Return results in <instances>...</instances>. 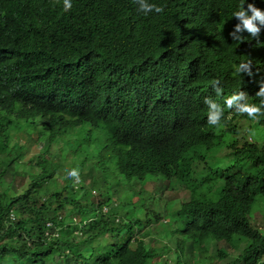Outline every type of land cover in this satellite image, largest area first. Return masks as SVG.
<instances>
[{
    "label": "trees",
    "instance_id": "1",
    "mask_svg": "<svg viewBox=\"0 0 264 264\" xmlns=\"http://www.w3.org/2000/svg\"><path fill=\"white\" fill-rule=\"evenodd\" d=\"M150 2L164 11L145 15L135 0H72L67 12L61 0H0V264H264V140L216 135L222 126L233 134L237 119L257 135L264 117L225 109L213 126L203 102L212 97L223 107L234 91L257 102L264 27L258 37L230 38L242 0ZM241 60L250 61L252 76L234 75ZM84 123L106 132L120 173L160 177L166 189L187 193L170 211L163 247L146 240L136 214L103 212L109 195L66 198L65 180L47 183L55 174H45L47 149L19 193L21 132L51 140ZM138 208L151 216L147 205Z\"/></svg>",
    "mask_w": 264,
    "mask_h": 264
},
{
    "label": "rangeland",
    "instance_id": "2",
    "mask_svg": "<svg viewBox=\"0 0 264 264\" xmlns=\"http://www.w3.org/2000/svg\"><path fill=\"white\" fill-rule=\"evenodd\" d=\"M32 125L33 131L37 130L38 124ZM44 126L41 124V128ZM250 126L249 121L237 119L230 124L234 130L233 134L230 135L225 130L226 126H222L216 131V135L219 139L226 138L225 140L230 143L238 141V143L243 144L246 140L249 142L264 140V129L260 127L262 132L259 131L256 135L254 131H248ZM50 130L54 132L53 129ZM57 134L61 135L57 141L48 144L43 139H38L37 134L29 137L26 133L21 132L19 143L26 147V155L18 168L16 187L19 193H22L30 183L29 174L40 171V166L37 163H39L44 152L42 150L47 149L52 157L46 161L45 174L55 173L54 177L50 178L47 183L53 181L57 185L65 180L66 198L69 196L79 199L85 195L87 199L91 200L93 190L98 193V196H95L97 201H102L104 196L109 195L108 205L110 207H104L107 209L113 207V210L118 212L123 219L133 217L134 214L139 216L146 223L144 231L150 236L146 240L154 243L156 247H163L167 242L164 237L163 240L161 239V234L162 230L167 228L170 211L178 209L183 202L187 201V193L180 190V187L175 190L166 189L163 182L158 178H153L142 184L140 180L130 179L120 173L116 167V158L111 150L110 140L101 127L94 128L90 123H84L77 129H62ZM219 150V154H224L222 146ZM38 156L40 158H37ZM71 168H78L79 181L66 176V170ZM11 173L12 170L9 175ZM89 174H93L91 180L85 177ZM101 182H104L105 185H101ZM77 188H79L77 191L71 192ZM143 204L149 207L151 216L148 217L145 210L140 211V208H133ZM104 211L106 212V209ZM155 214H160L162 217L157 222L154 221ZM149 218L152 219L150 224L147 222ZM118 219L121 220V218ZM257 224L258 218H255L253 225L256 226ZM237 255L238 252H233L229 260L236 258Z\"/></svg>",
    "mask_w": 264,
    "mask_h": 264
},
{
    "label": "clouds",
    "instance_id": "3",
    "mask_svg": "<svg viewBox=\"0 0 264 264\" xmlns=\"http://www.w3.org/2000/svg\"><path fill=\"white\" fill-rule=\"evenodd\" d=\"M61 2L63 11L67 12L72 8V0H61ZM135 3L138 5V10L145 15L153 12L159 14L164 11L162 6L152 3L150 0H135ZM261 3H264V0H261ZM231 15L237 20V23L229 32V36L232 40L242 41L243 37L241 33L243 31H247L252 37H258L261 28L264 27V10L257 7L255 2L247 3V0H242V3L238 6L237 10L233 11ZM249 65L250 61L245 60H241L239 63H234L232 65L234 75L240 76L243 73L252 76ZM258 83L259 89L255 92L257 102L249 103L247 101V93L244 91H234L230 95L224 97L223 107H221V105L212 97H205L203 102L207 106V123L213 126H220L222 124V117L224 116L225 109H231L238 114H245L246 118L250 121H258L261 117H264V80H261ZM211 85L216 96H221L222 89L219 86L220 82L214 79L211 81ZM42 129L43 128H41V125L39 124L37 130ZM60 136L49 140V135L37 134L38 139H43L44 142L51 143L56 142ZM31 137H33V135ZM66 176L73 178L75 181H79L80 175L78 168L67 169ZM153 178L161 179L160 177L152 176V178L145 182H148ZM141 182L142 184L145 183L143 181ZM106 206L109 205L107 204ZM133 208L138 209V207ZM105 209L106 212H108L112 210L113 207H111V209L103 207V212H105Z\"/></svg>",
    "mask_w": 264,
    "mask_h": 264
}]
</instances>
